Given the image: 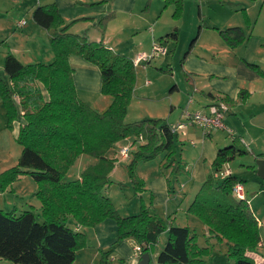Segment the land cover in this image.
Instances as JSON below:
<instances>
[{
    "label": "trees",
    "instance_id": "obj_1",
    "mask_svg": "<svg viewBox=\"0 0 264 264\" xmlns=\"http://www.w3.org/2000/svg\"><path fill=\"white\" fill-rule=\"evenodd\" d=\"M169 4L174 7L173 18H179L182 0H164V5ZM31 17L46 29L54 59L49 63L24 64L9 53L4 60L9 82L0 77V98L7 111L8 127H12L13 121L19 122L16 141L22 149L17 163L0 172V187L3 189L20 175L29 174L37 184L42 221L36 220L31 209L19 214L0 209V258L16 264H72L78 248L85 247L86 238L70 228L68 222L93 225L109 216L116 221L117 240L134 239L141 254L150 253L159 235L167 231V239L156 257L159 264H206L203 257L207 250L197 245L188 226L165 222L145 206L137 214L120 215L106 195L104 187L110 182L109 173L115 165L108 152L118 141L130 136L143 139L145 143L135 155L145 161L159 152L167 151L166 156H170L175 150L174 131L164 119L125 121L135 81L133 61L101 42L70 32V23L64 22L54 2L35 6ZM218 32L230 47L244 39L239 26ZM176 36L172 31L166 37ZM191 46L192 43L183 57ZM70 55L80 56L99 68L100 91L113 98L107 110H93L78 98L68 62ZM250 66L264 76L256 64ZM14 96L18 97L17 102ZM83 153L93 155L96 162L87 166L79 178L62 181L64 173ZM236 153H246L236 147V139L219 148L212 163L213 173ZM134 162L129 168L131 180L143 188L144 182L134 173ZM182 169L176 162L170 174ZM213 173L201 185L189 210L228 245L229 264H257L246 252L260 239L258 222L249 205L232 194L238 180L229 175L215 184ZM106 257L107 252H102L99 262L92 264H107Z\"/></svg>",
    "mask_w": 264,
    "mask_h": 264
},
{
    "label": "crops",
    "instance_id": "obj_2",
    "mask_svg": "<svg viewBox=\"0 0 264 264\" xmlns=\"http://www.w3.org/2000/svg\"><path fill=\"white\" fill-rule=\"evenodd\" d=\"M8 1L17 9L2 8L3 10H0V39L4 37V40H0V68L9 53L24 64L51 62L54 59V53L48 33L31 17L35 6L47 4L50 0H34L35 5H32V8H30V0ZM54 1L64 22L70 23L68 30L86 37L87 40L101 42L113 49L111 44L113 39L119 41L121 39L119 33L126 28L124 26L134 21L136 25L132 31H137L139 34L133 40V43H136L133 47L141 48L142 51L135 53L136 56L149 53L150 51L147 52L146 48L151 49L152 42L157 39L167 49L164 56L168 54V49L173 50L170 54V62H166L170 66L171 81L169 92L165 94L170 106V116L165 121L171 127L185 123L187 112L206 111L207 105L216 98H221L227 103L228 110L224 124L230 132L226 129H214L205 134L199 125L185 123L174 132L175 147L180 145L179 154L165 155L160 163L167 167L166 171L161 173L159 166L154 164L151 177L141 175L145 181V190L161 196L166 215L173 218V224L183 226L176 223L178 219L176 215L172 216L174 210L183 206L184 202L193 201L208 175L213 173L212 163L217 150L231 145L233 139H236V147H240L246 153H236L234 158L224 163L221 168H228L230 175L242 182L245 193L253 197L251 200L260 196L258 192L262 189L259 185L264 180L257 174L255 161L264 158V76L250 66V63L256 64L264 71V0H191L192 10L190 9L189 12L187 0H182L180 19L173 18V5H164V0H106L105 9L102 11L101 6L93 5V0ZM78 1L83 4L90 2L93 7L77 6ZM157 2L161 5L159 11H157ZM111 11L115 18L119 16L122 25L116 28L115 21H111L105 33L102 34L94 28L93 24L104 16L103 12ZM82 18H88V20H81ZM75 20L78 21L72 24ZM234 26L242 28L244 39L238 45L230 47L221 38L218 30ZM113 31L116 35L112 38ZM172 31L176 32V39L166 37ZM187 43L188 47L190 43L192 46L189 53L183 57L184 50L188 48ZM181 49L183 54H177ZM116 53L125 55L132 61L135 58L128 51H116ZM152 59L145 63L149 64ZM68 61L75 70L74 84L77 86L75 89L78 98L89 104L91 98L101 97V75L98 67L76 55H70ZM141 62L144 61L135 63V66ZM162 65L163 63H160L159 67ZM81 70L88 74L87 78L82 79ZM135 73L138 82L140 75L137 70ZM178 75L185 76L186 80L182 78L181 81ZM150 84L151 81L147 79L143 87L146 96L154 91L147 86ZM44 96L46 97V92ZM5 125V108L0 98V132L7 131L0 138V147L2 146L0 156L4 155V158L0 159V172L17 163L21 150L15 141L19 122L14 123L11 131L5 129ZM135 139L137 142H143L141 138ZM126 148L129 152L130 146ZM176 162L180 163L183 169L177 174H170L171 166ZM144 163H152V161ZM115 168L114 165V171ZM166 178H169V183L166 182ZM222 179L215 178V184ZM24 184L28 187L31 181L25 179L23 175L11 183L14 195L17 193L25 195ZM33 185L32 187L37 190L36 185ZM250 204L248 203L249 208L258 224H264V219L258 217ZM150 213L155 214L152 211ZM72 229L80 232L81 227L74 223ZM161 239L164 244L167 231L159 235V241ZM125 247L126 244L118 245L116 253L127 260L128 264H137L140 256L134 252V249H132V257L129 253H124ZM77 252L74 262L78 259ZM246 253L257 264L264 263L263 256L252 251ZM96 257L98 253L88 257L87 261L90 260L91 264L97 263Z\"/></svg>",
    "mask_w": 264,
    "mask_h": 264
},
{
    "label": "rangeland",
    "instance_id": "obj_3",
    "mask_svg": "<svg viewBox=\"0 0 264 264\" xmlns=\"http://www.w3.org/2000/svg\"><path fill=\"white\" fill-rule=\"evenodd\" d=\"M56 1H60V0H56ZM52 2L56 4L54 0L49 1V3ZM77 3H78L77 6L81 7L83 5L89 8L93 7V5L96 6L99 5L101 6V11H102L103 9H105L104 4H106L107 1L93 0V5H91L90 2H86L85 4H83V3H79L78 1ZM30 4H31L30 8H32V5L33 6L35 5L34 0H30ZM160 7L161 5L158 3L157 11L160 10ZM2 8L8 10H10V8L17 9V7H13L12 3H10L8 0H0V10H3ZM190 9L192 10L191 0L190 1L187 0V11L189 12ZM24 14H26V12ZM103 14L106 15V17L104 19H98V21H96L93 24L94 28L100 33L102 34L105 33L108 23H110L111 21H115L116 28L122 25V22L119 21V16L115 18L114 13L112 11L107 13L103 12ZM81 20H88V18H82ZM77 21L78 20L73 21L72 24ZM135 25H136L135 22L131 21L129 24L124 26L126 28H124V30L119 33L121 39L119 41L113 39V41L111 42V44L113 45V49H111V51L115 53L116 51H128L130 54L133 55V58L136 57L135 53L142 52L141 48L133 47V45L136 44L133 43V40H135V36L138 37L139 34L137 31L136 32L132 31ZM111 35L113 38L116 34L113 31ZM2 39L4 40V37H2L0 40ZM156 41H158V39ZM186 46L188 47V43ZM196 47L198 48V46ZM148 48H146L147 52L150 51V48L149 49ZM172 51H173L172 49L171 50L168 49V54L166 56L163 55L156 58L154 57L155 59L153 58L149 64L145 62H141L138 65H136L138 66L137 68L133 63L135 69L137 70L138 75L140 76L137 82V76L135 73V81L133 85L131 99L127 104V109L124 116L126 122H132L146 117L148 118L154 117L155 119L161 118L164 120L165 119L168 120L170 116V106L168 99L165 97V94L169 92V88H170L169 85L171 78L169 76L170 66L166 62L168 63L170 62V54ZM180 53L181 55L183 54V49L177 52V54ZM167 56H169V58H167ZM166 58L167 60H165ZM160 63H163L161 67H159ZM69 65L73 69L72 75L74 76L72 77V79H73V83H75V70L72 64L69 63ZM78 71L79 70L77 69V73ZM80 75H82V79H84L87 78L88 74H85V71L82 72L81 70ZM178 76L181 81L182 78L186 80L185 76L183 75H178ZM0 77H2L6 82H9V77L4 72L3 66L0 68ZM147 79L151 81V84L147 86H149L150 89H153L155 91V92L154 91L149 92L148 96L144 94L145 92L143 89L145 85V81ZM74 87L75 88L77 87L76 84H74ZM100 94L101 97L91 98L90 99L91 102L89 104H87L80 98L79 99L84 103H86L93 110H96L98 112H103L108 109L109 105L112 103L113 98L111 95L102 94L101 91ZM103 95H105V97ZM14 100L17 102L19 99L18 97L14 96ZM5 120H6L5 129L7 128V130L11 131L16 121L12 122L11 128L8 127L6 109H5ZM6 132H7L6 130L1 131L0 138L1 136H3L2 134H6ZM135 138H136L135 136H131L130 138L129 137L124 138L118 141L109 151L108 155L109 157L114 159L116 168L115 171L113 170L114 169L113 168L109 173L110 182L107 184L106 187H104L106 191V195L109 197V200L111 201L113 207L120 215L128 216V215L137 214L140 211L141 206H145L150 211L155 213L156 216L160 217L163 221L165 222L173 221V218L171 216L167 217L166 215L165 207L161 202V196L158 193L151 194L148 190H145V181L143 179V177H151L152 166L154 164L159 166L158 169L160 170V172L166 171L167 167H165L163 163L162 164L160 163L162 162L164 156L167 154V151L159 152L152 159L146 161L141 158H137L135 153L140 150L141 146L144 145L145 141L137 142L135 141L136 140ZM16 143L18 144L17 141ZM17 146L20 145L18 144ZM128 146H130L129 157L122 158L121 155L119 154V151L121 148ZM0 148H2V146ZM20 148L22 149L21 146ZM179 152H180V145L178 144L175 147L173 153L178 155ZM19 153H21V150ZM3 158L4 155L2 157L0 156V159ZM133 160H135L133 164L134 173L139 179H141L144 182L143 188H141L138 185H135L131 180L129 168ZM150 161H152V163H144ZM93 162L94 163L96 162V158L93 155L88 153L80 154L76 158L74 163L69 167V169L64 173L62 181L68 182L79 178L82 171L87 166L93 164ZM141 175H143V177H141ZM23 176H25V179H29L31 181V184L28 187H26V185L24 184V186L26 187L25 188L26 190L24 189L25 195H21L19 193L16 194L18 196L14 195L11 184H8L3 189L0 187V208L4 211H14L16 214L21 213L23 210L31 209L35 214L36 220L38 222H41L42 221L41 203L36 197L37 190H35L32 187L34 186L33 184H35L37 187L36 181H34V179L29 174H23ZM16 180H18V178ZM168 180L169 178H166V182H168ZM174 181L175 178L173 179V182ZM259 186L261 187L262 190L258 192V194L260 193V196L258 198L251 200L253 197L251 198V195L246 194L245 191L243 190V193L245 195L244 196L245 198L243 200L247 204L251 203L250 205L252 209L255 210L258 217L260 219L262 218L264 219V216H261L264 214V181H261V184ZM189 206H190V201H187V203L186 202L183 203V206H180L179 208H176L174 210V214H172V216L176 215L178 217L176 223L181 224L183 226H188L191 233L195 235L197 245L201 249L207 250L205 258L203 259L206 262V264H229L231 260L229 259V256L227 254L228 245L225 244V242H221L220 238L217 236L218 233L216 231L212 232L213 230L211 226L206 225V223H203L199 219V215L189 210ZM74 223L75 225L81 227L80 232L83 233L86 238L85 247H81L82 250L80 251H79L80 248H78L77 251L79 252L76 251L78 259L74 262V264H91L90 260L87 261V258L97 253H98V257H96L95 261L99 262L100 258L102 257V252H107V257H106L107 264H125L127 263L126 262L127 260L121 258V256H119L118 253H116L117 246L124 244H126V247L124 248V253H129V255H131L132 257V249L134 245H136L137 243L132 238L125 239L122 241L117 240V224L113 217L108 216L105 219L96 220L95 224L93 225H82L77 222H74L73 220L72 222H68V226L70 228H73ZM258 232L260 239L255 245V247L251 249V251L253 253L263 256L264 258V224L262 223L258 224ZM163 246H164L163 239L159 241V237H158L157 243L152 245L150 249V253H149V255H151L150 264H159L156 262L155 256L160 252ZM0 264H16V263L7 259H1Z\"/></svg>",
    "mask_w": 264,
    "mask_h": 264
},
{
    "label": "built area",
    "instance_id": "obj_4",
    "mask_svg": "<svg viewBox=\"0 0 264 264\" xmlns=\"http://www.w3.org/2000/svg\"><path fill=\"white\" fill-rule=\"evenodd\" d=\"M166 53H167L166 47H164L158 41H153L150 52L137 55L134 58L133 63L135 64L138 63L139 61L147 62L156 56L163 55ZM227 110H228L227 103L221 98H216L215 100H213L211 104L207 105L206 111L195 110L193 112H187L185 123L199 125L205 134L211 132L214 129H226L230 132V130L224 124V118ZM185 123H179L171 128L175 132L176 128L184 126ZM119 153L123 158L129 157L128 148L126 147L121 148ZM229 175H230V170L228 168H224V169L221 168L220 170L214 172V177L216 178L219 177L225 178L226 176ZM243 190L244 188L242 182L238 181L233 185L232 194L236 198L243 200L245 198ZM133 249L137 255L139 256L141 255V249L138 244H136L133 247Z\"/></svg>",
    "mask_w": 264,
    "mask_h": 264
},
{
    "label": "water",
    "instance_id": "obj_5",
    "mask_svg": "<svg viewBox=\"0 0 264 264\" xmlns=\"http://www.w3.org/2000/svg\"><path fill=\"white\" fill-rule=\"evenodd\" d=\"M257 174L264 180V159H256ZM150 255L148 252H143L140 255V260L137 264H149Z\"/></svg>",
    "mask_w": 264,
    "mask_h": 264
}]
</instances>
